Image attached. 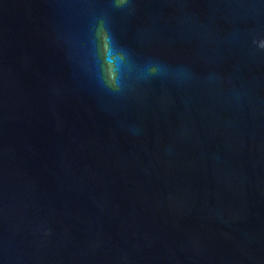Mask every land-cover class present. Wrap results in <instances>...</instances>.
I'll list each match as a JSON object with an SVG mask.
<instances>
[{
	"label": "water",
	"instance_id": "water-1",
	"mask_svg": "<svg viewBox=\"0 0 264 264\" xmlns=\"http://www.w3.org/2000/svg\"><path fill=\"white\" fill-rule=\"evenodd\" d=\"M0 30L132 164L264 264V0H0Z\"/></svg>",
	"mask_w": 264,
	"mask_h": 264
}]
</instances>
